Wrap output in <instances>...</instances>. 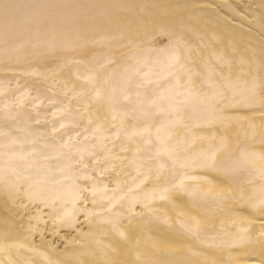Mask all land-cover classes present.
Masks as SVG:
<instances>
[{"label":"bare ground","instance_id":"obj_1","mask_svg":"<svg viewBox=\"0 0 264 264\" xmlns=\"http://www.w3.org/2000/svg\"><path fill=\"white\" fill-rule=\"evenodd\" d=\"M262 202L264 0H0V264H264Z\"/></svg>","mask_w":264,"mask_h":264},{"label":"snow or ice","instance_id":"obj_2","mask_svg":"<svg viewBox=\"0 0 264 264\" xmlns=\"http://www.w3.org/2000/svg\"><path fill=\"white\" fill-rule=\"evenodd\" d=\"M29 195H31V194H29ZM262 203H264V202H262ZM121 235H123V234H121Z\"/></svg>","mask_w":264,"mask_h":264}]
</instances>
